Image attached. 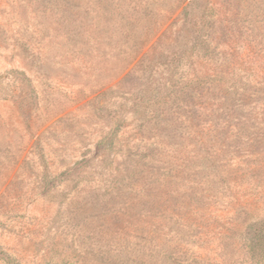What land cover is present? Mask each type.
I'll list each match as a JSON object with an SVG mask.
<instances>
[{
	"label": "rangeland",
	"instance_id": "1",
	"mask_svg": "<svg viewBox=\"0 0 264 264\" xmlns=\"http://www.w3.org/2000/svg\"><path fill=\"white\" fill-rule=\"evenodd\" d=\"M188 1L0 0V248L21 264H243L264 0H196L203 43L176 59ZM120 115L108 165L84 163Z\"/></svg>",
	"mask_w": 264,
	"mask_h": 264
},
{
	"label": "trees",
	"instance_id": "2",
	"mask_svg": "<svg viewBox=\"0 0 264 264\" xmlns=\"http://www.w3.org/2000/svg\"><path fill=\"white\" fill-rule=\"evenodd\" d=\"M196 0H189L182 8L183 15V33L187 36V46L186 48H181L180 52L182 56L176 58H184L186 55L191 53L193 50L197 49L199 45L203 43V34L202 28L199 26L196 20ZM129 36V33H126ZM189 37V38H188ZM178 51V50H177ZM162 55V54H161ZM163 60H160V64H173V57L168 58V56H164ZM153 63V62H152ZM154 63H157L154 62ZM153 63V65H154ZM130 74V71L124 75L126 78ZM111 127L108 132L103 135L95 145V153L91 158L85 159L84 163H87L91 159H97L98 156H101L100 159L97 160L96 165L107 166L110 156L113 154L115 149V138L116 133L119 128L122 126V122L124 121V116L120 115L115 117H111ZM72 168L67 170L65 173H72ZM243 264H264V218L261 220H256L249 222L244 229L243 233ZM0 256L7 264H21V262L10 255L6 251L0 248Z\"/></svg>",
	"mask_w": 264,
	"mask_h": 264
}]
</instances>
